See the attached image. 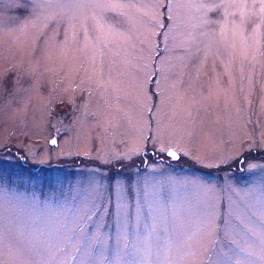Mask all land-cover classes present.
Returning a JSON list of instances; mask_svg holds the SVG:
<instances>
[{
  "label": "rangeland",
  "instance_id": "1",
  "mask_svg": "<svg viewBox=\"0 0 264 264\" xmlns=\"http://www.w3.org/2000/svg\"><path fill=\"white\" fill-rule=\"evenodd\" d=\"M0 264H264V0H0Z\"/></svg>",
  "mask_w": 264,
  "mask_h": 264
},
{
  "label": "water",
  "instance_id": "2",
  "mask_svg": "<svg viewBox=\"0 0 264 264\" xmlns=\"http://www.w3.org/2000/svg\"><path fill=\"white\" fill-rule=\"evenodd\" d=\"M168 152V154H167V156H169L170 158H171V160L173 159V160H176V159H178V154L179 153H177V152H175V151H167ZM169 153H172L173 155H169Z\"/></svg>",
  "mask_w": 264,
  "mask_h": 264
},
{
  "label": "trees",
  "instance_id": "3",
  "mask_svg": "<svg viewBox=\"0 0 264 264\" xmlns=\"http://www.w3.org/2000/svg\"><path fill=\"white\" fill-rule=\"evenodd\" d=\"M219 169H221V167ZM226 169L230 170L231 166H229V167L228 166H223L222 170H226Z\"/></svg>",
  "mask_w": 264,
  "mask_h": 264
},
{
  "label": "snow or ice",
  "instance_id": "4",
  "mask_svg": "<svg viewBox=\"0 0 264 264\" xmlns=\"http://www.w3.org/2000/svg\"><path fill=\"white\" fill-rule=\"evenodd\" d=\"M169 155H173L172 153H169Z\"/></svg>",
  "mask_w": 264,
  "mask_h": 264
}]
</instances>
